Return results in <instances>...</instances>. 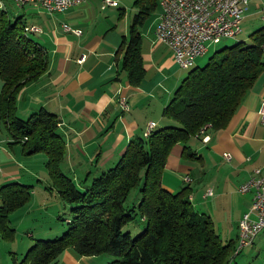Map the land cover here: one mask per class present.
Returning a JSON list of instances; mask_svg holds the SVG:
<instances>
[{
	"label": "trees",
	"instance_id": "1",
	"mask_svg": "<svg viewBox=\"0 0 264 264\" xmlns=\"http://www.w3.org/2000/svg\"><path fill=\"white\" fill-rule=\"evenodd\" d=\"M160 1L134 0L136 12L120 45L123 68L134 86L146 73L143 27L161 10ZM24 16L12 15L6 4L0 6V119L11 135V146L19 144L27 156L46 154L52 180L48 188L71 207V217L61 235L37 239L23 258L14 255L12 264H59L68 249L76 255H115L105 264H239L235 239L224 241L213 219L193 203L190 182L184 179L189 174L183 177V188L171 191L163 184V173L176 144L184 145V157L197 158L191 138L203 139L202 129L218 132L228 126L264 72V26L248 40L217 48L205 64L189 67L163 109L169 123L131 139L113 166L77 182L62 167L66 142L59 116L45 108L28 118L18 114L20 90L49 65L46 50L26 30ZM134 189L139 198L129 203ZM32 190L33 184L18 180L0 185L4 239L14 240L11 214L28 204ZM138 217L143 226L133 235L127 226Z\"/></svg>",
	"mask_w": 264,
	"mask_h": 264
},
{
	"label": "crops",
	"instance_id": "2",
	"mask_svg": "<svg viewBox=\"0 0 264 264\" xmlns=\"http://www.w3.org/2000/svg\"><path fill=\"white\" fill-rule=\"evenodd\" d=\"M122 2L104 6V0H83L53 14L41 5L27 3L30 6L25 12L31 21L26 25L41 28L30 34H35L34 38L46 50L49 65L37 80L20 90L18 114L28 118L45 108L59 116L66 142L62 165L77 182L113 166L130 140L144 134L150 121L156 122L155 127L168 124L163 109L187 74L188 68L181 67L173 50L156 38L155 25L149 21L142 32L145 77L138 86L130 83L120 45L124 35L129 34L131 23ZM159 13L160 10L154 17L156 24ZM246 21L249 36L264 26V0H250L243 23ZM65 23L83 32L67 30ZM122 96L126 97L129 110L123 109ZM263 99L264 72L226 128L218 132L207 130L208 141L191 138L197 158L184 157V145L178 143L172 148L163 173V184L171 191L186 185L184 175L192 177L190 195L198 210L209 215L215 226L216 222L232 226L227 235L218 231L224 241L235 239L238 243L240 219L253 197L252 192H241V185L255 168L264 170V120L259 112ZM225 152L231 153V159L225 157ZM46 159L47 156L45 162ZM6 169L0 167L1 184L19 180L20 176H13L18 173L16 170ZM48 180L51 185L50 176ZM222 213L231 214L230 219L224 221ZM59 264L103 263L98 256L76 255L68 249Z\"/></svg>",
	"mask_w": 264,
	"mask_h": 264
},
{
	"label": "built area",
	"instance_id": "3",
	"mask_svg": "<svg viewBox=\"0 0 264 264\" xmlns=\"http://www.w3.org/2000/svg\"><path fill=\"white\" fill-rule=\"evenodd\" d=\"M18 6L27 3L41 5L48 12L65 11L83 0H14ZM116 0H104V6L115 5ZM5 0H0V6ZM250 0H161V10L155 27L156 38L167 44L174 52L178 64L188 68V62L195 61L208 51L211 44L219 43L223 37L239 36L243 29V20L249 9ZM67 30L81 34V28H73L65 23ZM27 31L38 32L41 28L28 25ZM85 54L81 60H84ZM123 109L129 110L125 96L121 98ZM264 120V99L259 110ZM156 122L150 121L145 134ZM203 140L208 141L210 135L201 130ZM231 159V153L225 152ZM257 169V168H255ZM255 169L250 177L241 185V192H252V202L243 214L240 222L243 225L242 248L253 245L257 235L264 230V177H256ZM191 177L185 176V181ZM212 193V191H209ZM240 250V251H241Z\"/></svg>",
	"mask_w": 264,
	"mask_h": 264
},
{
	"label": "rangeland",
	"instance_id": "4",
	"mask_svg": "<svg viewBox=\"0 0 264 264\" xmlns=\"http://www.w3.org/2000/svg\"><path fill=\"white\" fill-rule=\"evenodd\" d=\"M133 1L134 0H123L121 4V6L127 7V14L128 16H131V18L129 16L130 23L136 12V7H132ZM6 6L12 15H17L18 13L24 14L25 22L31 21V18L27 13L30 6L29 4L24 5L25 7H23L18 6L14 0H7ZM26 9L27 12H25ZM149 21H153L152 24L156 27V21L153 17L149 19L148 22ZM247 24V21L245 24L243 23V31L240 34V37H223L219 43L211 44L204 56L200 59H196L197 61L195 60V65L205 64L217 48L231 45L236 42V40H240V38L249 39V35L247 34ZM32 36L36 38L35 34H32ZM189 67L191 68L192 66ZM187 71L188 69H186V73ZM1 87L2 79L0 78V90ZM144 135L148 136L145 133ZM10 140L11 135L6 128L4 121L0 119V167H2L3 170H7L6 168L16 170L18 173L16 172L17 174H14L13 176H20L18 181L22 180L23 182L32 183L33 190L32 198L28 204L11 214L12 225L15 227L14 240H6L0 233V264H12L14 255L20 259L23 258L27 249L35 243L37 239H49L61 235L68 226L67 219L71 217V207L68 204H66V206L63 204V200L57 191L52 192V189L48 188V186H50L48 180L50 174L45 165L46 154L38 152L29 156L23 155L20 150L21 146L19 144L11 146L9 144ZM62 167L63 170L68 173L64 165H62ZM138 198V190L134 189L128 202L133 203V201H137ZM59 204L60 206L58 208ZM56 208H58L57 214H55L57 211ZM220 210L224 209L222 208ZM221 217L225 221L227 218L230 219L231 214L222 213ZM139 223L140 219L138 217L132 224L127 226L132 230L133 235H136L141 231L143 223L140 225ZM216 225L217 231H220L222 235H227L228 231L232 229V226H225V224H221L220 222H216ZM261 239L264 241V230L257 235L255 240L259 242ZM261 246H264L262 241H260L259 244L254 243L253 245L244 247L236 257L237 262L239 264H264V247L261 248ZM94 256H98L103 264L116 258L115 255L108 253Z\"/></svg>",
	"mask_w": 264,
	"mask_h": 264
},
{
	"label": "bare ground",
	"instance_id": "5",
	"mask_svg": "<svg viewBox=\"0 0 264 264\" xmlns=\"http://www.w3.org/2000/svg\"><path fill=\"white\" fill-rule=\"evenodd\" d=\"M117 4H118V0L115 1V5H117ZM194 62L195 61L188 62V67L189 66H192L194 64ZM153 127L154 126H152L151 128H149V130L146 132V135L149 134V132L151 131V129ZM255 176L256 177H264V170L262 168L255 169ZM191 181H192V178H190L188 180V182H191ZM242 235H243V225L240 222V229H239V235H238V243H237V246H236V249H235L236 253L239 252L241 250V248H242Z\"/></svg>",
	"mask_w": 264,
	"mask_h": 264
}]
</instances>
